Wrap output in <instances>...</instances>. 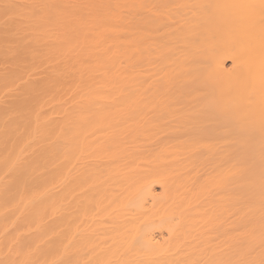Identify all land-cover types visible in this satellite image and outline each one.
<instances>
[{
	"label": "bare ground",
	"instance_id": "1",
	"mask_svg": "<svg viewBox=\"0 0 264 264\" xmlns=\"http://www.w3.org/2000/svg\"><path fill=\"white\" fill-rule=\"evenodd\" d=\"M0 264H264V0H0Z\"/></svg>",
	"mask_w": 264,
	"mask_h": 264
}]
</instances>
